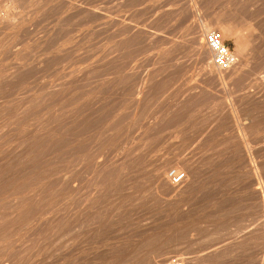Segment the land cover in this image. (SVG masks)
<instances>
[{
	"label": "rangeland",
	"instance_id": "rangeland-1",
	"mask_svg": "<svg viewBox=\"0 0 264 264\" xmlns=\"http://www.w3.org/2000/svg\"><path fill=\"white\" fill-rule=\"evenodd\" d=\"M119 1L0 0V147H5L0 149V243L4 241L0 244V264H12L15 257L19 259L15 264H169V259L182 262V257L186 261L193 258V264H264V205L254 196L251 165L242 161L247 157L243 156L245 151L242 155L237 150L242 146L234 142L242 133L248 138L264 134V0H130L126 8L127 2ZM119 4L123 5L121 16H131L126 20L131 22L133 37L129 54L133 80L127 85L122 79L120 97L116 98L113 92L118 82L110 73L108 61L115 52ZM236 13L242 18L251 17L255 24L251 33L233 28L223 36L243 71L238 81H226L222 87L218 81H206L205 70L197 64L198 56L189 43L194 38V20L201 26L213 25L217 19L225 15L229 19ZM220 28L227 30V25ZM255 95L260 101L246 98ZM224 105L238 106L236 115L240 117H236L245 131L233 127L230 115L222 110ZM216 116L219 122L214 121ZM84 117L93 118L95 126L85 125ZM120 126L125 127L121 129L123 138L112 144L108 136ZM142 150L151 155L146 154L152 163L171 153L186 152L179 159L188 156L197 171L185 202L151 196L139 183L145 178H140L141 170L134 179L137 182L133 183V191L125 192L122 184L117 189L104 185L106 173L129 153L134 156L133 152L139 154ZM93 154L98 155L94 165L98 162L108 166L100 174L90 164ZM261 159L258 161L264 163ZM83 174L91 178L84 179ZM46 176H52L50 182L43 181ZM67 180L78 189L71 204L60 200ZM46 185H50L51 193L43 190ZM97 189L105 194L99 197ZM38 194L48 211L37 216L30 213L35 220L28 218V223L25 216L21 219L26 218L22 223L26 227L11 231L17 220L14 217L24 216L26 213L20 214V209L31 208ZM34 195L35 199L30 198ZM87 201L93 202L85 208L87 211L78 214V207ZM183 204L188 214L174 210ZM70 215L75 220L74 228L67 230L65 223ZM10 238L16 242L12 244L11 240L10 244ZM26 245L35 251L28 246L27 250ZM7 249L14 252V258Z\"/></svg>",
	"mask_w": 264,
	"mask_h": 264
},
{
	"label": "bare ground",
	"instance_id": "bare-ground-1",
	"mask_svg": "<svg viewBox=\"0 0 264 264\" xmlns=\"http://www.w3.org/2000/svg\"><path fill=\"white\" fill-rule=\"evenodd\" d=\"M119 1V0H118ZM120 2V1H119ZM125 2H127V5H125V8L126 7H129V5H130V0H125ZM123 4V3H122ZM121 4V6H120V4H119V7H116V15H117V17H116V15H115V19H116V22H115V49L113 50V51H115V52H113L114 53V58L112 57V60L111 61H108L109 63V65L112 67L111 68V71H110V73L111 72H113L112 74H113V78H114V80L115 81H117L118 83H117V88H116V90H115V92H113L114 94H115V96H116V98H117V96H119L120 97V91H121V89L122 88H120L121 86H120V84L124 81V79L125 80H127L126 82H127V85H128V81L130 80V79H132V78H130L131 76H130V74H132L131 73V70H132V67H131V65H130V57H129V54H130V51H131V46H132V40H133V37H132V35H131V29H130V24H131V22H130V24L128 23L129 22V20L127 19L126 20V18H129V16L127 17V15H122L121 16V11L122 12H124L123 10H121V8L123 7V5ZM132 4V3H131ZM249 5V4H248ZM248 5H247V7H248ZM252 5V4H251ZM228 6V5H227ZM250 6V5H249ZM124 8V9H125ZM229 8V7H228ZM240 8V7H239ZM127 10V9H126ZM129 10V9H128ZM125 11V12H129V11ZM241 11V10H240ZM247 11V10H246ZM121 13V14H120ZM130 13V12H129ZM128 13V14H129ZM124 14V13H123ZM193 14V13H192ZM191 14V15H192ZM250 14V13H249ZM194 15V14H193ZM192 15V16H193ZM206 15V14H205ZM232 15V14H231ZM230 15V17H229V19L228 18H226L225 16H223V17H221V18H219V19H217L216 21H215V23H213V25L212 24H208L207 25V23H206V25H203V26H201L200 25V22H198V20L195 22V20H194V28H193V30H194V38L191 40V43H189V46H190V44H191V49L193 48V50H194V54L196 55V56H198V59H196L197 60V64L199 65V66H201V69H202V67H203V69L205 70V78H206V81H209V80H213V81H218L221 85H222V87H224L223 85L225 84V82L226 81H228V82H234V81H238V79L240 78V76H241V71H243V70H241L242 69V65H241V63L239 62V61H236V64L231 68V69H229V70H221V69H219V68H217L214 64H213V62H212V53H211V51H209V49L207 48V46L205 45V41H204V39H205V36H206V34L208 33V32H210V31H212V30H217V31H219L221 34H222V36H224L225 34L227 35L230 31H232V29L234 28V29H237V30H239V28H241V29H245V31H247V32H252V30H253V28H254V24H252V18L251 17H244V18H242V17H240L239 15H237V13L235 14V15H232L231 16ZM188 16V15H187ZM250 16V15H249ZM259 16V15H258ZM131 17V16H130ZM196 17V16H195ZM190 18V17H189ZM192 18V17H191ZM131 19V18H130ZM195 19V18H194ZM203 19V18H202ZM128 21V22H127ZM162 22V21H161ZM202 22H203V20H202ZM255 22V21H254ZM205 24V23H204ZM227 25V30H225L224 28V30L222 29V31H221V28H220V25ZM114 25V24H113ZM212 25V26H211ZM222 27V26H221ZM15 28V27H14ZM111 28V27H110ZM11 29V28H10ZM240 29V30H241ZM12 30H13V27H12ZM11 30V31H12ZM239 30V31H240ZM14 31V30H13ZM188 32V31H187ZM224 38V37H223ZM158 41V40H157ZM250 41V40H249ZM249 43V42H248ZM113 45V44H112ZM185 46H186V44H185ZM188 46V47H189ZM188 50V49H187ZM112 51V50H111ZM190 51V50H189ZM192 52V51H191ZM112 55V54H111ZM107 56V55H106ZM81 59V58H80ZM196 64V65H197ZM185 66V65H184ZM251 66V65H250ZM102 67V66H101ZM188 67V66H187ZM197 67V66H196ZM104 68V67H103ZM110 68V67H109ZM181 70V69H180ZM184 70H186V68L184 69L183 68V71ZM104 72V71H103ZM108 72V71H107ZM166 72V71H165ZM6 74V73H5ZM109 75V74H108ZM182 75H183V73H182ZM7 76V75H6ZM102 76H106V75H103V73H102ZM185 76V75H184ZM183 76V77H184ZM66 79V78H65ZM122 79H123V81H122ZM133 80V79H132ZM165 80V79H164ZM188 80V79H187ZM205 80V79H204ZM122 81V82H121ZM130 82H131V80H130ZM67 83V82H66ZM42 84V83H41ZM41 84H38V85H41ZM43 84H44V82H43ZM68 84V83H67ZM124 84V83H123ZM130 84V83H129ZM144 84V83H143ZM126 85V84H125ZM124 85V86H125ZM141 85V84H140ZM43 86H45V85H43ZM42 86V87H43ZM120 86V87H119ZM123 86V85H122ZM130 86V85H129ZM132 86V85H131ZM156 86V85H155ZM189 86V85H188ZM40 87V86H39ZM49 87H51V86H49ZM53 87V86H52ZM99 88V87H98ZM119 88H120V91H119ZM5 89V88H4ZM56 89V88H55ZM129 89H131V88H129ZM1 90V89H0ZM61 90V89H60ZM68 90H69V88H68ZM112 90V89H111ZM190 90V89H189ZM188 90V92L190 93V91ZM198 90V89H197ZM125 91V89L123 90V92ZM126 91H127V88H126ZM233 91V90H232ZM93 92V91H92ZM112 92V91H111ZM137 92V91H136ZM191 92H192V90H191ZM193 92H194V90H193ZM183 93V92H182ZM185 93H187V92H185ZM188 93V94H189ZM44 94V93H43ZM107 94V93H106ZM113 94V95H114ZM126 94V93H125ZM132 95H133V93H131ZM40 95V94H39ZM122 95V94H121ZM131 95V96H132ZM186 95V94H185ZM114 96V97H115ZM126 96H127V94H126ZM183 96H184V94H183ZM230 96V95H229ZM122 98H123V96H121ZM160 97V96H159ZM228 97V96H227ZM115 98V99H116ZM129 98V97H128ZM192 98V97H191ZM194 98V97H193ZM212 98V97H211ZM248 100H250V101H260V99H259V97L257 98V96L255 95V96H249V97H246ZM120 99V98H119ZM126 99V98H125ZM198 99H199V97H198ZM1 100V99H0ZM132 100V99H131ZM263 100V99H262ZM80 101V100H79ZM124 101V100H123ZM122 101V102H123ZM100 102V101H99ZM111 102V101H110ZM113 102H114V100H113ZM117 102V101H116ZM125 102H126V100H125ZM128 102V101H127ZM187 102V101H186ZM185 102V103H186ZM191 102V101H190ZM120 103V102H119ZM129 103V102H128ZM140 103V102H139ZM112 104V103H111ZM152 104V103H151ZM235 104V103H234ZM109 106H110V104H108ZM236 105V104H235ZM238 105V104H237ZM82 106V105H81ZM104 106V105H103ZM113 106V105H112ZM178 106V105H177ZM216 106V105H215ZM107 107V106H106ZM189 107V106H188ZM195 107V106H194ZM238 107V106H237ZM237 107H235L234 105L232 106V107H226L225 105L224 106H222V110H225V112H226V116L227 115H230V118H231V120H232V122H233V127L234 128H236V130H239V131H242V130H244L245 129V126H243V125H241V123H240V121H239V118H237L238 116L236 115V111H237ZM92 108V107H91ZM118 108V107H117ZM131 108V107H130ZM177 108V107H176ZM102 109H103V107H102ZM10 110V109H9ZM77 110V109H76ZM81 110V109H80ZM90 110V109H89ZM113 110V109H112ZM111 111V110H110ZM191 112H192V110H190ZM69 112V111H68ZM225 112H222V113H225ZM244 112V111H243ZM5 113V112H4ZM139 113V112H138ZM238 113V112H237ZM68 114V113H67ZM76 114V113H75ZM187 114H188V112H187ZM64 115V114H63ZM87 115V114H86ZM92 115V114H91ZM19 116V115H18ZM89 116V115H88ZM93 116V115H92ZM104 116H105V114H104ZM237 116V117H236ZM5 117H6V115H5ZM91 117V116H90ZM95 117V116H94ZM109 117V116H108ZM117 117V116H116ZM120 117V119H121V115L119 116ZM215 117V116H214ZM240 117V116H239ZM8 118V117H7ZM16 118V117H15ZM100 118H101V116H100ZM107 118V117H106ZM110 118V117H109ZM134 118H136V115L134 116ZM133 118V119H134ZM9 119V118H8ZM34 119H35V117H34ZM76 119H77V117H76ZM91 119H93V118H89V117H87V118H85L84 117V121H83V123L85 124V125H87V126H89V124L93 121H91ZM94 119H96V118H94ZM102 119V118H101ZM116 119V118H115ZM123 119V118H122ZM126 118H124V120H125ZM184 118H182L181 120H183ZM211 119V118H210ZM215 119H217V120H214V121H217V122H219V119H218V116H216V118ZM106 120V119H105ZM108 120V119H107ZM118 120V119H117ZM117 120H115V121H117ZM180 120V121H181ZM212 120V119H211ZM81 121V120H80ZM96 121V120H95ZM122 121V120H121ZM137 121V120H136ZM161 121V120H160ZM125 122V121H124ZM146 122V121H145ZM222 122V121H221ZM82 123V122H81ZM80 123V124H81ZM94 123V122H93ZM93 123H91V125L93 124ZM99 123V122H98ZM188 123V122H187ZM71 124V123H70ZM118 124V123H117ZM120 124H123V123H119V125ZM140 124V123H139ZM143 124V123H142ZM72 125V124H71ZM94 125V124H93ZM97 125V124H96ZM103 125H104V123H103ZM112 125V124H111ZM124 125H126V124H124ZM147 125V124H146ZM95 126V125H94ZM99 126V125H98ZM122 126V125H121ZM121 126H120V130H116V132L114 133V134H111L110 136H108V137H110V139L109 140H111V142H112V144H115V141H117L118 139H122L123 138V136H122V134L124 135V132L122 133V128H125V127H122L121 128ZM133 126V125H132ZM143 126H145V125H143ZM142 126V127H143ZM45 127V126H44ZM75 127V126H74ZM73 127V128H74ZM127 128L129 127V126H126ZM160 127V126H159ZM63 128V127H62ZM65 128H66V126H65ZM104 128V127H103ZM115 128V127H114ZM117 128V127H116ZM145 129H146V127H144ZM150 127H148V129H149ZM155 129H156V127H154ZM162 128H163V126H162ZM50 129V128H49ZM119 129V128H118ZM138 129V128H137ZM147 129V130H148ZM155 129H153V130H155ZM24 130V129H23ZM57 130V129H56ZM88 130V129H87ZM151 130H152V128H151ZM157 130H158V127H157ZM105 131V130H104ZM112 131V130H111ZM115 131V130H114ZM113 131V132H114ZM123 131H124V129H123ZM149 131H150V129H149ZM160 131V130H159ZM245 131V130H244ZM243 131V132H244ZM92 132V131H91ZM129 133V132H128ZM51 134H52V132H51ZM79 134V133H78ZM98 134V133H97ZM148 134H149V132H148ZM151 134V133H150ZM54 135V134H53ZM68 135V134H67ZM126 135V134H125ZM247 135V134H246ZM245 134L243 135V133H242V135H240L239 134V138L237 139V137H236V139L238 140V141H234V142H237L238 143V145L239 146H242V149H238V147H237V150H240L239 152H241V154L245 151V153H246V155H245V153H243L242 155L243 156H247V157H244L245 158V160H243L242 159V161H244L246 164H249V166L251 165V172H252V174H250L249 176H250V180H251V185H252V187H254V196H255V198L257 199V201H259V203H261V205H264V163L263 162H259L258 160L259 159H261V158H263L264 159V134H257V136H255L254 138H250V136H249V138L246 136ZM55 136H56V134H55ZM81 136V135H80ZM128 136V135H127ZM133 136V135H132ZM145 136H146V134H145ZM254 136V135H253ZM252 136V137H253ZM34 137H35V135H34ZM77 137V136H76ZM147 137H148V135H147ZM192 137V136H191ZM232 137V136H231ZM7 138V137H6ZM5 138V139H6ZM55 138H57V137H55ZM90 137H88V139H89ZM127 138V137H126ZM234 138V140H235V137H233ZM232 138V139H233ZM8 139V138H7ZM65 139V138H64ZM81 139V138H80ZM105 139H108L107 137H105ZM155 139V138H154ZM224 139V138H223ZM69 140V139H68ZM104 140V139H103ZM108 140V141H109ZM123 140H125V139H123ZM122 140V141H123ZM146 140H147V138H146ZM2 141H4L5 142V140H2ZM32 141V140H31ZM50 141V140H49ZM61 141V140H60ZM66 141V140H65ZM107 141V140H106ZM128 141V140H127ZM126 141V142H127ZM130 141V140H129ZM151 141V140H150ZM75 142V141H74ZM90 142V141H89ZM102 142H104V141H102ZM121 142V141H120ZM164 142V141H163ZM227 142V141H226ZM230 142V141H229ZM9 143V142H8ZM7 143V144H8ZM56 143V142H55ZM101 143V142H100ZM105 143V142H104ZM107 143H109V142H107ZM128 143V142H127ZM146 143H148V142H146ZM153 143V142H152ZM152 143H149V145L150 144H152ZM188 143H189V141H188ZM187 143V144H188ZM4 144V143H3ZM26 144V143H25ZM69 144V143H68ZM87 144V143H86ZM90 144V143H89ZM88 144V145H89ZM106 144V143H105ZM110 144V143H109ZM120 144H122V143H120ZM124 144H125V142H124ZM154 144V143H153ZM152 144V145H153ZM156 144H158V143H156ZM2 145V144H1ZM71 144H69V146H70ZM74 145V144H73ZM103 144H101V146H102ZM126 145V144H125ZM135 145V144H134ZM155 145V144H154ZM153 145V146H154ZM183 145H184V143H183ZM230 145V144H229ZM237 145V146H238ZM81 146V145H80ZM107 146H109V145H107ZM111 146V145H110ZM144 146V145H143ZM170 146V145H169ZM168 146V147H169ZM184 146H186V145H184ZM4 146L2 145V147H0V149H2ZM79 147V146H78ZM102 147H106V145L105 146H102ZM101 147V148H102ZM134 147V146H133ZM176 147V146H175ZM182 147V146H181ZM230 147V146H229ZM10 148V147H9ZM81 148V147H80ZM111 148H113V147H111ZM135 148V147H134ZM187 148V147H186ZM235 148V147H234ZM234 148H232V149H234ZM240 148V147H239ZM6 149H8V148H6ZM70 149V148H69ZM73 149V148H72ZM76 149H77V147H76ZM79 149V148H78ZM108 149V147H106V151H108L107 150ZM109 149H110V147H109ZM133 149V148H132ZM131 149V150H132ZM141 149V148H140ZM152 149V148H151ZM182 149V148H181ZM229 149V148H228ZM4 150H5V147H4ZM97 150V149H96ZM95 150V151H96ZM104 150V151H105ZM129 150L130 149H128V152H129ZM136 150V149H135ZM147 150V149H146ZM146 150L144 151V150H142V151H140V153L139 154H135V152L137 151H135V152H133V154H134V156H130V153H129V156L128 157H126L119 165H115V167H114V165L112 164V166L114 167L111 171H109L108 172V170L106 171V172H108V173H106V177H104L103 176V178H105L106 180H104V185H105V183L108 185V186H110V187H112V189H117V187L119 186V184L121 185L122 184V186L123 187H121L122 189H124L125 190V192L126 191H131L132 190V188H133V183H135L136 184V182H135V178L137 177V172L139 171V170H141V173H143V174H141V176H140V178L142 177V175H144L145 176V178L143 179V178H141V181H139V183H141V184H143V186H145V188H147V192L151 195V196H153L154 198L155 197H157V198H159L160 200H162V201H168V202H173V203H178V204H181L183 201L185 202V200L187 199V197H188V194H189V192L191 191V189L193 188L192 186H193V178H194V175H195V171H197L196 170V166H195V164L191 161V159H187V158H189L188 156H185L183 159H179L180 158V155H182L183 153H182V151L180 152L181 154H178V152H175V153H177V154H175L174 156H171V154H170V157H166V158H164V159H161L160 161H158L157 163H154V162H156V160L152 163V161H150V160H147V157L149 156L148 154H147V152H146ZM149 150V149H148ZM237 150H236V152H237ZM81 151V150H80ZM86 151V150H85ZM114 151V153H115V150H113ZM113 151H111V152H113ZM124 151H126L125 150V148H124ZM139 151V150H138ZM151 151V150H150ZM157 151V150H156ZM175 151H177V150H175ZM178 151H180V150H178ZM230 151V150H229ZM229 151H227V152H229ZM233 151V150H232ZM231 151V152H232ZM1 152V151H0ZM5 152V151H4ZM6 152H8V150H6ZM5 152V153H6ZM103 152V151H102ZM123 152V151H122ZM128 152H126L127 154H128ZM149 152V151H148ZM171 152V151H170ZM174 152V151H173ZM185 152V151H184ZM233 152H235V150L233 151ZM67 153H68V151H67ZM92 153H95V152H92ZM97 154H98V152H96ZM150 153V152H149ZM158 153V152H157ZM186 153V152H185ZM184 153V154H185ZM1 154H3V153H1ZM76 155H77V153H75ZM122 154V153H121ZM148 156H147V155ZM153 154V153H152ZM184 154H183V156H184ZM189 154H191V153H189ZM188 154V155H189ZM228 154V153H227ZM226 154V155H227ZM231 153H229L228 155H230ZM240 154V153H239ZM238 154V155H239ZM89 155H91V154H89ZM88 155V156H89ZM159 155V154H158ZM163 155V154H162ZM169 155V154H168ZM237 155V153L235 154V156ZM98 156V155H97ZM96 155H94L93 154V157H92V159L90 160V164H93L94 165V162H95V158L97 157ZM151 156V155H150ZM149 156V157H150ZM163 156H165V155H163ZM241 156V155H240ZM4 157H6V155H4ZM3 157V158H4ZM74 157H75V155H74ZM80 157H82V156H80ZM101 157V156H100ZM111 157V156H110ZM148 157V158H149ZM156 157V156H155ZM154 157V158H155ZM233 157V156H232ZM238 157V156H237ZM2 158V157H1ZM29 158V157H28ZM152 158V157H151ZM153 158V159H154ZM159 158H160V156H159ZM162 158V157H161ZM227 158V157H226ZM235 157H233L232 158V160L234 159ZM240 158V157H239ZM238 158V159H239ZM241 158H243V157H241ZM241 158L239 159V160H241ZM247 158V159H246ZM15 159V158H14ZM72 159V158H71ZM90 159V158H89ZM88 159V160H89ZM108 159V158H107ZM111 159V158H110ZM228 159V158H227ZM237 159V160H238ZM76 160V159H75ZM106 160V159H105ZM194 160V159H193ZM225 160V159H224ZM229 160V159H228ZM238 160V161H239ZM262 160V159H261ZM74 161V160H73ZM96 161H98V160H96ZM264 161V160H263ZM107 162H108V160H107ZM218 162V161H217ZM231 162V161H230ZM152 163V164H151ZM219 163V162H218ZM237 163V162H236ZM7 164V163H6ZM88 164V163H87ZM103 164V163H102ZM101 163H98L97 162V164H95L94 166H95V170H96V173L98 172V174H100V172H102L103 171V169L105 168V166H107V165H105L104 166V164L102 165ZM109 164V163H108ZM151 164V165H150ZM231 164V163H230ZM245 164V165H246ZM72 165V164H71ZM148 165H150L151 166V168H149V170L147 169L148 168ZM104 166V167H103ZM149 166V167H150ZM3 167V166H2ZM108 167V166H107ZM5 168V167H4ZM77 169V168H76ZM84 169V168H83ZM106 169V168H105ZM108 169V168H107ZM87 170V169H86ZM91 170H93V169H91ZM32 171V170H31ZM73 171V170H72ZM241 171V170H240ZM7 172V171H6ZM79 172V171H78ZM87 171H84L83 173H86ZM93 172V171H92ZM95 172V171H94ZM171 172H173V173H171ZM68 173H69V171H68ZM81 173H82V171H81ZM88 173V172H87ZM33 174V173H32ZM94 174V173H93ZM102 174H104V173H102ZM139 174V173H138ZM229 174V173H228ZM239 174V173H238ZM56 175V174H55ZM73 175V174H72ZM77 175V174H76ZM76 175H73V176H76ZM86 175V174H85ZM140 175V174H139ZM82 176V175H81ZM83 176H84V174H83ZM89 176V175H88ZM88 176H84V179H85V177L87 178ZM91 176V175H90ZM89 176V177H90ZM98 176V175H97ZM222 176V175H221ZM99 177V176H98ZM196 177V176H195ZM24 178V177H23ZM52 178V176L50 177V176H46V177H43V181L44 180H48L49 181V179H51ZM83 178V177H82ZM91 178V177H90ZM94 179H96L95 178V176L93 177ZM138 178V177H137ZM99 179V178H98ZM225 179V178H224ZM8 180V179H7ZM72 180V179H71ZM71 180H67L66 181V184L63 186V188H64V193H63V195H61V199L60 200H62V201H64V200H66V201H68V203L71 201V200H73V198L75 197V195L77 194V190L75 189V187L71 184ZM91 180V179H90ZM97 180V179H96ZM102 180V179H101ZM134 180V181H133ZM233 180V179H232ZM24 182H25V180H23ZM100 181V180H99ZM244 181H246V180H244ZM45 182V181H44ZM50 182V181H49ZM90 182V181H89ZM246 182H248V181H246ZM42 183V182H41ZM46 183H48V182H46ZM52 183V182H51ZM65 183V182H64ZM100 183H101V181H100ZM103 183V182H102ZM101 183V184H102ZM211 183V182H210ZM75 184V183H74ZM88 184H90V183H88ZM57 185V184H56ZM81 185V184H80ZM103 185V184H102ZM139 185V184H138ZM15 186V185H14ZM50 186V185H49ZM48 185H46V186H44L43 188V190H46L48 193H51L50 192V187H49ZM78 186V185H77ZM87 186H89V185H87ZM213 186V185H212ZM247 186V185H246ZM93 186H91V188H92ZM94 187H95V185H94ZM103 187V186H102ZM106 187V186H105ZM104 187V188H105ZM40 188H42V187H40ZM86 188V187H85ZM88 188V187H87ZM99 189H100V187H98ZM103 188V189H104ZM109 188V187H108ZM119 188V187H118ZM250 188V187H249ZM121 189V190H122ZM245 189V188H244ZM32 190H33V188H32ZM49 190V191H48ZM89 190V189H88ZM102 190V189H101ZM100 190V191H101ZM193 190V189H192ZM226 190V189H225ZM246 190H249L248 188H246ZM251 190V189H250ZM53 191V190H52ZM97 191H98V189H97ZM105 191H106V189H105ZM108 191V190H107ZM133 191V190H132ZM161 192V194L159 195L157 192ZM30 192H32V191H30ZM89 192H92V191H89ZM94 192V191H93ZM192 192V191H191ZM212 192V191H211ZM217 192V191H216ZM14 193V192H13ZM97 193V195L99 196V197H102L103 195L102 194H105V193H102V194H100L99 193V191L98 192H96ZM111 193V192H110ZM32 195H33V193H31ZM30 194V195H31ZM34 194H35V191H34ZM46 194V193H45ZM44 194V195H45ZM88 194V193H87ZM93 194V193H92ZM91 194V195H92ZM101 196H100V195ZM121 194V193H120ZM222 194V193H221ZM246 194V193H245ZM247 194H248V191H247ZM29 195V196H30ZM43 195V196H44ZM50 195V194H49ZM79 195H80V193H79ZM82 195V194H81ZM85 195V194H84ZM91 195H89V196H91ZM249 195V194H248ZM20 196V195H19ZM29 196H27V197H29ZM40 196H42L41 194H38V199H37V201H35V203L34 202H32L31 201V203L33 204L34 203V205L30 208V207H28V208H30L29 210H26V209H28L27 207H23L22 209H20V214H23V213H26V214H24V216L22 215V217H19V218H15L14 217V219H17V220H15L14 221V224L11 226L12 227V230L11 231H14L15 229H17L18 227H21V228H25L26 226L25 225H22V223L24 222L23 220L24 219H28V218H30V213H31V215H32V213H36V216H37V214L38 213H40V214H44V213H46V211H48V207H46V206H43L44 204H41L42 202H41V200H39V198H40ZM78 196V195H77ZM76 196V197H77ZM88 196V195H87ZM88 196V197H89ZM139 196V195H138ZM192 196V195H191ZM218 196V195H217ZM35 197V195L34 196H32V197H30V198H34ZM84 197H86V196H84ZM92 197V196H91ZM225 197V196H224ZM25 198H26V195H25ZM45 198H47L46 197V195H45ZM53 198V197H52ZM55 198V197H54ZM81 198V197H80ZM93 198H95V197H93ZM111 198V197H110ZM122 198V197H121ZM127 198V197H126ZM156 198V199H157ZM35 199V198H34ZM42 199V198H41ZM50 199V198H49ZM85 199V198H84ZM95 199H98L97 197L95 198ZM101 199V198H100ZM114 199V198H113ZM130 199V198H129ZM141 199H143V198H141ZM239 199V198H238ZM18 200V199H17ZM20 200V199H19ZM24 200V199H23ZM28 200V199H27ZM26 200V202H28ZM31 200V199H30ZM47 200V199H46ZM56 199H54V201H55ZM59 200V201H60ZM83 200V199H82ZM99 200V199H98ZM97 200V201H98ZM120 200V199H119ZM131 200H133L132 198H131ZM135 200V199H134ZM140 200V199H139ZM252 200V199H251ZM255 200V199H254ZM14 201H16L15 199H14ZM21 201V200H20ZM43 201H45V199L43 200ZM49 202H50V200H48ZM76 201V200H75ZM101 201V200H100ZM115 201V200H114ZM153 201V200H152ZM157 201V200H156ZM182 201V202H181ZM246 201V200H245ZM250 201V200H249ZM26 202H25V204H26ZM84 202V201H83ZM93 202V201H92ZM92 202H90V201H87L86 202V204H81V208H79L78 207V211H77V213L79 214L80 212H82V211H84V210H86L85 208H87V207H89V204L90 203H92ZM248 202V201H247ZM30 203V202H29ZM29 203L27 204L28 206H29ZM43 203H45V202H43ZM46 203H47V201H46ZM79 203V202H78ZM129 203V202H128ZM132 203V202H131ZM173 203H171L172 205H173ZM22 203H20V205H21ZM24 204V203H23ZM31 204V205H32ZM49 204V203H48ZM53 204V203H52ZM67 204V203H66ZM69 204H71V203H69ZM73 204V203H72ZM119 204V203H118ZM145 204V203H144ZM157 204V203H156ZM187 204V203H186ZM252 204V203H251ZM26 205V206H27ZM56 205V204H55ZM74 205V204H73ZM101 205V204H100ZM157 205H159V204H157ZM156 205V206H157ZM168 205V204H167ZM252 205H255L256 206V203L255 204H252ZM259 205V204H258ZM16 206V205H15ZM39 206H41V207H39ZM95 206H99V205H95ZM114 206V205H113ZM121 206V205H120ZM130 206H131V204H130ZM155 206V205H154ZM171 206V205H170ZM22 207V206H21ZM53 207V206H52ZM69 207V206H68ZM73 207V206H72ZM93 207H94V205H93ZM123 207V206H122ZM132 207V206H131ZM184 207H187V206H184V204H183V206H181V205H179V206H176V208L174 209L177 213H178V211H179V213H184V214H186L187 212L185 211V208ZM254 207V206H253ZM257 207V206H256ZM256 207H254V208H256ZM20 208V207H19ZM51 208V207H50ZM74 208V207H73ZM90 208H91V205H90ZM95 208H97V207H95ZM115 208V207H114ZM113 208V209H114ZM153 208V207H152ZM195 208V207H194ZM259 208V207H258ZM257 208V209H258ZM264 208V207H263ZM18 209V208H17ZM17 209H16V212H17ZM77 208H75V210H76ZM88 209V208H87ZM151 209V208H150ZM261 209H262V207H261ZM19 210V209H18ZM32 210H33V212H32ZM70 210L72 211V209L70 208ZM89 210H91V209H89ZM103 210V209H102ZM140 210V209H139ZM168 210V209H167ZM171 210V209H170ZM54 211V210H53ZM71 211H68V212H71ZM87 211V210H86ZM114 211V210H113ZM117 211V210H116ZM126 211H128L127 209H126ZM162 211V210H161ZM67 212V211H66ZM67 212V213H68ZM85 212V211H84ZM90 212V211H89ZM167 212H169V211H167ZM171 212V211H170ZM86 213H88V212H86ZM18 214V213H17ZM16 214V215H17ZM172 214V213H171ZM188 214V213H187ZM162 215V214H161ZM18 216V215H17ZM26 216V218H24V219H21V218H23V217H25ZM36 216L35 217H33L32 219L33 220H35L36 219ZM42 216V215H41ZM175 216V215H174ZM11 217H12V215H11ZM54 217V216H53ZM176 217V216H175ZM13 218V217H12ZM11 218V219H12ZM35 218V219H34ZM40 218H42V217H40ZM39 218V219H40ZM65 218V217H64ZM75 218H77V217H75ZM128 218V217H127ZM178 218H179V216H178ZM204 218V217H203ZM31 219V218H30ZM31 219V220H32ZM57 219V218H56ZM72 216L70 215L68 218H66V226H67V230H71L72 228H74L73 226H74V224H73V222H72ZM191 219V218H190ZM192 219H193V217H192ZM74 220V219H73ZM75 221V220H74ZM159 221H161V220H159ZM172 221V220H171ZM6 222H8V221H6ZM13 222V221H12ZM30 222V220L28 219V223ZM62 222V221H61ZM181 222V221H180ZM198 222V221H197ZM9 223V222H8ZM160 223V222H159ZM170 223V222H169ZM102 224V223H101ZM167 222L166 223H164V225L165 226H167ZM27 225V224H26ZM87 225V224H86ZM23 226H25V227H23ZM60 226V225H59ZM64 226V225H63ZM168 226H169V224H168ZM167 226V227H168ZM92 227V226H91ZM158 227V226H157ZM166 227V228H167ZM170 227V226H169ZM168 227V228H169ZM54 228V227H53ZM58 228V227H57ZM167 228V229H168ZM174 228V227H173ZM4 229V228H3ZM142 229V228H141ZM154 229V228H153ZM158 229V228H157ZM1 230H2V228H1ZM19 230V229H18ZM55 230V229H54ZM66 230V229H65ZM169 230V229H168ZM177 230V229H176ZM58 231V230H57ZM170 231H171V229H170ZM262 231H264V230H262ZM61 232V231H60ZM184 232V231H183ZM188 232V231H187ZM2 233V235H3V231L1 232ZM8 233V232H7ZM13 233V232H12ZM75 233H76V231H75ZM175 232H173V234H174ZM11 234V233H10ZM16 234V233H15ZM15 234H14V236H15ZM180 234V233H179ZM1 235V234H0ZM28 235V234H27ZM175 235V234H174ZM3 236H5V235H3ZM2 236V237H3ZM7 236V235H6ZM6 236H5V238L4 239H6ZM17 236V235H16ZM168 236V235H167ZM197 236V235H196ZM12 237V236H11ZM171 237V236H170ZM173 237V236H172ZM185 237V236H184ZM87 238V237H86ZM91 238H92V236H91ZM169 238V237H168ZM181 238V237H180ZM22 239V238H21ZM9 240V243H10V241H11V243L12 244H14L15 242L13 241V239H8ZM170 240V239H169ZM171 241V240H170ZM2 242H4L3 240H2ZM1 242V243H2ZM22 242H25V241H22ZM75 242V241H74ZM240 242V241H239ZM0 243V244H1ZM6 243H8V242H6ZM10 243V244H11ZM177 243V242H176ZM3 244V243H2ZM20 244H21V246H23L22 245V243H21V241H20ZM6 245V244H5ZM36 245V244H35ZM34 245V246H35ZM2 246V245H1ZM7 246V245H6ZM6 246H5V249H6ZM19 246V245H18ZM31 247L30 245H26V248H27V250H28V247ZM71 246V245H70ZM134 246V245H133ZM3 248H4V245L2 246ZM14 247V246H13ZM16 247V246H15ZM14 247V248H15ZM33 247V246H32ZM31 247V248H32ZM78 247V246H77ZM9 248V247H8ZM20 248V247H19ZM26 248H24V250H23V255L22 256H24L25 255V253H24V251H25V249ZM31 248H29V249H31ZM34 248V247H33ZM32 248V250L33 251H35L34 249ZM38 248V247H37ZM12 249V248H11ZM22 249V248H21ZM262 249V248H261ZM4 250V249H3ZM8 250V249H7ZM17 251H18V249H16ZM20 250V249H19ZM70 250V249H69ZM12 250H10V252H11ZM21 251V250H20ZM19 251V252H20ZM1 252H3V251H1ZM4 252H6V251H4ZM8 252H9V250H8ZM9 252V253H10ZM29 252V251H28ZM13 251H12V258H14L13 257ZM99 253V252H98ZM5 254V253H4ZM15 254H16V252H15ZM20 255L19 256H21V252L19 253ZM27 254V253H26ZM31 255V254H30ZM30 255H27L28 257L30 256ZM189 255V254H188ZM210 255H212V254H210ZM214 255V254H213ZM3 256V255H2ZM2 256H0L1 258H2ZM6 256V255H5ZM8 256V255H7ZM10 256V255H9ZM27 256H26V258H27ZM31 256H33V254L31 255ZM203 256V255H202ZM201 256V257H202ZM205 256V255H204ZM209 257V256H208ZM5 258V257H4ZM11 258V259H12ZM21 258V257H20ZM15 259H16V257H15ZM14 259V262L12 263V264H15V261L17 260V261H19V259H16L15 260ZM24 259H25V257H24ZM74 259V258H73ZM169 259V258H168ZM173 259V258H172ZM182 260H180V261H182V262H178L179 260H171V259H169V261H170V263L169 264H193L192 263V260H193V258H192V260L191 261H186V260H183V257L181 258ZM21 260H22V258H21ZM27 260V259H26ZM78 260V259H77ZM7 261V260H6ZM167 261V260H166ZM168 261V262H169ZM264 261V260H263ZM2 263V262H1ZM6 263V262H5ZM18 263V262H17ZM22 263H23V261H22ZM164 264H165V262H163Z\"/></svg>",
	"mask_w": 264,
	"mask_h": 264
},
{
	"label": "built area",
	"instance_id": "built-area-1",
	"mask_svg": "<svg viewBox=\"0 0 264 264\" xmlns=\"http://www.w3.org/2000/svg\"><path fill=\"white\" fill-rule=\"evenodd\" d=\"M205 45L212 53L213 64L221 70H229L236 64V59L230 46L225 42L222 34L217 30L208 32Z\"/></svg>",
	"mask_w": 264,
	"mask_h": 264
}]
</instances>
